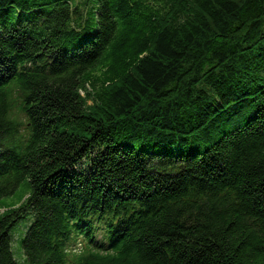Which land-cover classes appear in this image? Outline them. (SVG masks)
Segmentation results:
<instances>
[{"label":"trees","instance_id":"16d2710c","mask_svg":"<svg viewBox=\"0 0 264 264\" xmlns=\"http://www.w3.org/2000/svg\"><path fill=\"white\" fill-rule=\"evenodd\" d=\"M0 264H264V0H0Z\"/></svg>","mask_w":264,"mask_h":264},{"label":"bare ground","instance_id":"6f19581e","mask_svg":"<svg viewBox=\"0 0 264 264\" xmlns=\"http://www.w3.org/2000/svg\"><path fill=\"white\" fill-rule=\"evenodd\" d=\"M79 246H81V243L79 244Z\"/></svg>","mask_w":264,"mask_h":264}]
</instances>
